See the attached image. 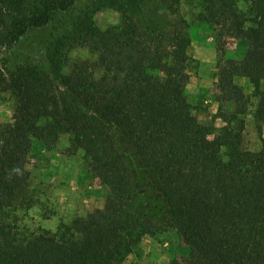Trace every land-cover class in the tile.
I'll list each match as a JSON object with an SVG mask.
<instances>
[{
  "label": "trees",
  "instance_id": "16d2710c",
  "mask_svg": "<svg viewBox=\"0 0 264 264\" xmlns=\"http://www.w3.org/2000/svg\"><path fill=\"white\" fill-rule=\"evenodd\" d=\"M238 1L202 0L209 15L199 16L222 17L233 36L251 43L234 69H221L219 101L233 110L221 112L226 126L213 136L184 96L187 35L142 33L127 18L89 30L98 79L88 65L63 72L62 40L47 52L46 68L9 69L5 52L75 0H38L29 13L26 0H0V92L16 102L12 122L0 126V264H128L144 236L164 230L190 251L172 264H264V145L241 150L243 120L231 126L247 108L235 77L253 85L264 121V0H249L253 18L238 12ZM59 133L70 136L71 151H83L111 195L104 208L55 231H30L14 215L26 203L27 159L35 139L52 146ZM127 158L149 190L148 204H133Z\"/></svg>",
  "mask_w": 264,
  "mask_h": 264
},
{
  "label": "rangeland",
  "instance_id": "374dc122",
  "mask_svg": "<svg viewBox=\"0 0 264 264\" xmlns=\"http://www.w3.org/2000/svg\"><path fill=\"white\" fill-rule=\"evenodd\" d=\"M37 3L38 0H26L25 13L37 7ZM236 6L246 18L254 17L251 1L241 0ZM87 12L93 14L92 19L85 20ZM200 14L209 15L202 0H75L69 10L55 12L46 27L29 30L5 52L3 63L9 69L22 65L46 68L47 52L54 43L62 40L67 57L63 72L70 74L76 65H88L98 79L102 71L93 65L99 53L89 44L92 27L105 31L121 26L125 19L131 18L142 33L147 29L154 30L159 36L183 33L190 39L185 68L189 78L184 96L193 117L210 127L215 136L226 126L221 112L233 110V104L219 101V74L221 69H234L244 59L251 43L233 36L222 17L202 21ZM251 25L245 23V27ZM234 82L241 87L247 108L231 126L243 120L241 150L260 151L264 145V121L256 114L259 97L247 78L235 77ZM15 107L13 96L0 92V126L12 122ZM126 165L134 193L133 204L150 203V193L141 173L131 159H126ZM26 169L30 173L26 203L14 215L17 223L30 231L38 228L55 231L62 223L70 224L77 217H86L96 209L104 208L111 195L109 187L91 170L83 151L70 150V136L65 133H59L52 146L35 139ZM189 252L175 231L164 230L144 236L127 263L172 264L174 260L187 257Z\"/></svg>",
  "mask_w": 264,
  "mask_h": 264
}]
</instances>
